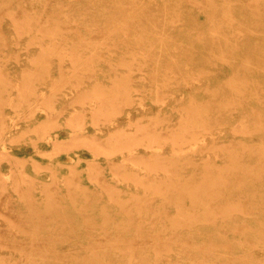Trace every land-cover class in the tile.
Returning a JSON list of instances; mask_svg holds the SVG:
<instances>
[{"label":"bare ground","instance_id":"6f19581e","mask_svg":"<svg viewBox=\"0 0 264 264\" xmlns=\"http://www.w3.org/2000/svg\"><path fill=\"white\" fill-rule=\"evenodd\" d=\"M90 1L92 0H47L46 6L43 7L40 5V0H15L13 1L14 4L20 7L12 12L14 16L12 15L13 19H11L14 20L15 17L14 22H16V19L19 20V24L15 23V26L22 31L31 32L33 30L48 29L52 31L51 33H54L59 30L61 32H71L77 29L79 34L77 38H75L76 36L74 38L79 39V41L74 45L67 46L68 36H65L56 45L45 46L41 51L43 55L49 56V53H57L59 54L58 57H69L71 60L75 59L78 64L83 65L87 62V59L93 60L99 54L100 44L97 36L92 34L94 31H90V34L86 33L77 26V21H94L98 19V15L101 13H109L108 8L115 3L117 6L115 16L119 22L114 25L118 30H114L118 33L112 38L110 37V40L105 44L106 46L112 44L116 46L118 44L117 40H124L123 43H119L128 46L131 35L133 33L137 34L138 42L136 44H139L141 48L130 52V55L132 53L131 63L137 62L140 65L144 63L146 58L159 60V58L170 57L177 53L182 56L180 60L183 58L186 60L200 58L204 64L212 56H221L225 62L234 54L237 55V51V65L233 62L232 69L235 68L236 70L232 82L237 85L233 87L232 84L231 87L230 84V89L231 95H233L232 98L239 105L234 111L219 120V123H226V125L216 131L212 123L214 121L212 115L216 108L221 107L213 101L209 104L206 102L200 103L193 95L196 91L192 90L189 92L188 98H186L187 94L184 92H182V94H185L184 96L178 93L166 102L163 101L161 104L150 108L145 115L154 112L158 114L151 115L150 122L141 125L139 132L136 134L127 135L123 133L122 135L118 131V135H116V132H112L117 130L118 127H122L121 125L114 130L111 129L112 135L110 138L103 139L101 143L106 147L116 148L108 150L109 153L121 151L123 159L120 163H114L115 160L108 156L111 159L110 162H113L115 169L125 176L128 182L126 186L132 185L130 180L132 179L134 186H141L147 190L144 193L137 190L131 192L130 195L123 196L119 188H110L109 199L114 200L113 207L117 205L126 211L129 210L130 213L116 216L109 210H105L106 212H102L103 214L97 212L96 209L103 203V200L96 198L98 195L95 182L100 179L104 183L103 185L107 184V181L100 176L101 164L98 162V156L96 155L99 152H107V148H97L94 151L95 162L87 169L89 180H94V184H91L92 187L87 182L88 178L86 181L82 178L81 170L78 169L76 164L69 170L64 185L70 190L68 193L72 197V202H66V200L60 198V193L57 190H53L49 192L48 199L52 203L55 202L57 208L45 211L40 206L32 205L31 198H25L29 205L27 211H25L27 217L37 215L41 219L40 223L45 222L50 226V229L59 228V230L51 233L47 232L48 228L39 229L40 226L38 225L33 228V231L31 230L32 232L24 229L20 234H16L21 237L14 236V239L10 242L6 241L9 240L8 237L11 232L7 230L0 231V249H7L11 252V256L19 257L16 261L4 257L3 262L5 264H264V79L261 80V78H264V0H193V4L189 6L177 3L174 9H169L166 6L161 7L158 2L162 0H96L95 9L89 5L79 7V5ZM30 2L33 4H30ZM220 4H223L222 9L214 7ZM209 6L214 9L210 13V21L213 22L211 28L215 31L214 38L211 37V41L206 40L208 36L203 30L210 22L196 18L191 20L194 31L192 28L184 26V24L174 25L171 29L166 30L171 37L169 35L165 37L166 35L162 36L161 34L162 37L158 38L159 40L156 39L157 42L155 40L149 42L150 47L144 46L146 42L143 40L149 37L147 34L153 32L155 28L151 30L144 29L140 26L141 23L138 24V22L151 16L154 11H157L156 18L160 19L171 13L169 12L171 10L173 14L171 21L183 16L184 12L187 13L191 10L196 12L199 9L207 10ZM9 10L11 11L12 8L9 7ZM75 11L77 12L74 13ZM7 14H9L8 11ZM109 21L105 20L106 26H109ZM94 23L97 24V21ZM158 23L155 22L156 25ZM101 24L103 23L101 22ZM98 30L100 29L98 28ZM188 30L196 35L193 36L194 38L185 48L181 46L175 52L174 44H168L167 46V44L162 43L166 38H172L175 35H177L175 38L182 43L187 37L186 35L190 34ZM111 33H108V35ZM227 37H231L229 41ZM6 38L4 37V39ZM177 39L175 43H177ZM219 42L221 45L217 47L216 43ZM91 44L95 45L91 54L82 52V47H89ZM124 54L127 55L126 52ZM139 56H143V58H140L143 60H140ZM47 59L49 60V58ZM47 59L45 57L46 61H48ZM33 60L37 61L38 59ZM39 60L43 61L40 58ZM180 60L174 58L171 65L178 64ZM48 62L50 63V61ZM120 62L123 65L127 61L125 62L122 58ZM131 63L130 65H133ZM37 64L39 65L38 62ZM219 66L216 69L222 75L231 71V68L224 64H219ZM83 68L81 67L82 70ZM35 70L40 72V69ZM1 73L4 72L0 64ZM170 73L173 74L172 77L175 76V71ZM44 74L40 72L41 76H44ZM40 75L33 74L30 76V81H36ZM168 75L170 74L165 72L164 77ZM78 76L75 73V77ZM130 78L127 74L118 79L122 82L125 81L120 85L125 93L128 92L129 86L126 85V82ZM28 79L29 75L26 79L27 83L23 84V87L20 86L21 90H25L26 96L32 92L27 91L30 90L28 87L32 83ZM208 79L203 78L200 79V83H196V80H199L198 77H189L188 88L191 87V82H194V85H196L195 90L209 89L212 87V83ZM78 80L80 79L78 78ZM212 80L214 81V79ZM102 85L98 82L93 85V90L90 92L81 93L89 96L93 95L91 97L96 98L100 96L103 99L101 109H105V105L107 107L110 104V109H107L108 115H115L112 112L117 111L119 106L122 107L131 102L126 99L127 101L123 102V105H121L122 102H118L120 105L117 106L118 99L116 98L119 96L120 89L116 90L114 94H110L106 92L107 89ZM15 86L19 87V85ZM5 88L7 87L5 86ZM1 89L3 88L0 84V93L2 94ZM31 89L34 91L33 87ZM34 93L37 92L34 91ZM222 93L221 98L226 95L225 92ZM23 94L24 92L21 95L24 96ZM53 96L47 97L44 93H41L42 100L45 99L46 102V104H43L47 105L49 103V107H46L50 109L47 111L46 116L48 118H61L63 110H59L56 106ZM211 97L212 100H218L219 95L214 94ZM17 98L20 99V97ZM13 100L10 99L11 104ZM94 104L95 102H92V108L95 107ZM19 105L21 106V103ZM171 105L176 107L178 114L181 116L180 126L178 125L177 128L170 127L171 121L166 125H162L164 122L169 121L170 116L168 114L161 115ZM2 111L0 112L1 117L4 116ZM121 111H117V113ZM235 111L240 114L241 123L234 124L237 122L233 117L237 114ZM35 112L29 110V116H34ZM132 120L133 118L130 116L128 122ZM249 121L250 123H248ZM71 122L72 129L69 130L67 139H63L64 137L60 134L55 135L51 132L52 124L49 123V120L41 123L39 129L41 127V130L45 132L42 142L55 144L62 139L64 140V142L61 141L63 142L62 150L67 146L70 147V144H67L69 139L83 138L85 142L90 144L96 143L95 140L87 141L90 138L88 135L91 133L83 131L82 127L80 128L78 124ZM251 123H254V127L248 126ZM230 128H233V131ZM207 129L209 134L201 132ZM211 139L219 142L216 143L218 145L213 146L214 149L212 150L216 158L211 157L210 153L205 151L207 142ZM168 140H171L173 144L170 153L164 150V147L166 148L164 144ZM237 140L247 142V153L242 154L237 149L235 146ZM42 142L35 146L38 153H40L41 146L44 145ZM124 148L128 149L124 151ZM143 148L146 150H142ZM127 152L135 156L132 158L144 160L147 164L132 166L134 161L131 157H128ZM0 153L4 157L12 154L5 150H0ZM258 153L263 155L262 158H256ZM2 161L1 159L0 163ZM226 161H231V165H228V163V166L226 164L222 165ZM188 167L190 168L188 169ZM185 169L192 171L191 176H186L184 171L181 172ZM201 169L203 170L202 176L198 174ZM23 171L24 168L20 165V168L17 167L14 174L15 185L19 189L24 184L36 181L30 178L24 180ZM227 173L236 174L237 177V185L230 189L224 184L226 179L223 180ZM161 176L163 178L160 179ZM1 178L3 179L1 184L3 188L4 183L9 180V176L8 178L1 176ZM43 182H46V180L39 178V183ZM54 182L57 183L56 180ZM80 193L86 197L83 203L79 201V197L75 196ZM2 194L0 193V218L5 216L10 218L13 225L22 217L18 213H12L10 202L2 200ZM188 195L191 197L187 200ZM63 204L66 211L61 212L58 207ZM81 212H84V217L80 214ZM50 214L53 216L52 220H49ZM31 233L33 234L32 239L22 238V236ZM260 244L261 246L258 248ZM260 250L263 251V254L259 253ZM262 260L263 262H261Z\"/></svg>","mask_w":264,"mask_h":264},{"label":"rangeland","instance_id":"374dc122","mask_svg":"<svg viewBox=\"0 0 264 264\" xmlns=\"http://www.w3.org/2000/svg\"><path fill=\"white\" fill-rule=\"evenodd\" d=\"M13 1L15 0H0V31H1L0 32V57H1L0 64L4 72L0 74V82H2L0 84L3 88L1 89L2 94L0 93V112L3 109L2 114L4 115L3 117L0 116L1 119L0 120V150L9 151L12 153L6 157L1 155L2 153H0V160L1 159L3 160L0 163V193H3L2 200H6L10 202V205L12 207L11 209L12 213H18L19 216H21L22 218L17 220L16 223L14 222L13 225H12V220L10 218L6 216L0 218V231L7 230L11 232V235L8 237L9 240H7L6 242H10L12 239H14V236L21 237L20 235H16V234H20L22 231H24V229L33 231V228H35L38 225L40 226L39 229L48 228L47 232H51V233L58 232L59 228L50 229V226H48V224H46L45 222L40 223L41 219L37 215L35 217L26 216L25 211H27V207L29 205L27 204L25 198L26 197L31 198L32 205L40 206V208H42L45 211L54 209L57 205L55 202L52 203L48 199L49 192L53 190L55 191L57 190L60 193V198L66 200V202L69 201L72 202L71 200L72 197L68 193V191L70 190L68 189V187L64 185V182L67 181L66 178L69 174V170H71V168L76 164V166H78V169L81 170L82 178H84V180L86 181L88 178L87 169L91 164L95 162L94 151L97 148H105V149L107 148V152L105 153L99 152V154H96L98 156L97 157L98 162L101 164L100 176L104 178L105 181H107L106 185H103L104 183L100 179H97V182H95L96 183L95 186H97V195H98L96 196V198L99 199L101 198V201L103 200L102 201L103 203H101L97 207L96 209L97 212L104 213L105 210L106 211L109 210L112 211V213L116 216L118 214L128 215L130 213L129 210L126 211L125 209L120 208L117 205L113 207L114 200L109 199L110 188L111 187L115 189L119 188L123 196L130 195V193L133 191L138 190L140 193H144V191L147 190H145L141 186L140 187L134 186L132 179H130L132 185L126 186L128 185L127 179L125 178V176L121 174L120 171H117V169H115L113 162L112 163L110 162L111 159L109 157H112V159L115 160L114 163H120L121 160L123 159V155L121 151H115L109 153L108 150L116 149V148L110 146L109 148L101 143L103 139L110 138V136L112 135L110 131L111 129L114 130L115 128H117V126L121 125L122 127H118L117 130H114L112 132H116V135H118L117 134L118 131H119L118 133L122 135L123 133L127 135L136 134L139 132L141 125L149 123L151 117L158 114L157 112H154L152 114L145 115V113L150 108L161 104L163 101L166 102L173 95H176L178 93H180V95L182 96L187 94L186 98H188L189 92L192 90L196 91L194 92L193 95L200 103L206 102L207 104H209L213 101L215 104L221 107V108H216L212 115V119H214L212 123L214 124V128L216 131H218L219 128L221 127H225L226 125V123L224 124L219 123V120H222L226 115L234 111L237 108V105H239L238 102L235 101L234 98H232L233 95H231V89H230L233 84L232 77L236 73L235 68L234 70L232 69L234 63H236L237 65L236 62L238 58L237 51H236L237 55L234 54L225 62L222 60L221 56H212L211 59L207 60L206 63H204L205 65L202 63L200 58H193L187 60L183 58L182 60H180L182 56L179 53H177L176 55L174 54L170 57L159 58V60L157 59L150 60V58H146V60H144V63L140 65L137 62L131 63L130 58L132 56V53L130 55V52H132V50L141 48L139 44H136L138 42L137 34L133 33L131 35V37L129 38L128 46L119 43V42L123 43L124 40H117L118 41V44L116 45L117 47L113 44L110 46H106L105 44L107 41L110 40V37L112 38L118 33V31L114 30V29L118 30V28L114 25L117 22H119L117 21V17L115 16L116 14L115 10L117 6L114 3L113 6L108 8L109 13L107 14L101 13L100 15H98V19H95L94 21L93 20L81 21V22L77 21L78 22L77 26L86 33L90 34L91 33L90 31H94L95 33L93 32L92 34L97 36L98 42L100 44L98 48L99 54H97L93 60L87 59L86 61L88 62V64L87 62H85L82 65V64H78L76 62L77 60L75 59L74 61L71 60L69 57L63 58V56L61 55H60L61 57H58L59 54L57 53H49L50 54L49 56L46 54L43 55L41 51L42 48L45 46L56 45V43L63 40L65 36H68L66 42L67 46L74 45L79 41V39H75L79 34L77 32V29L71 32L70 31L61 32L59 30L54 33H51L52 31L48 29L39 30V31L33 30L31 32L22 31L21 29L19 30L15 26V23L19 24V20L16 19V22H14L15 17L14 20H12L13 19L12 17L14 16L12 12L17 10L20 6L18 7L16 4H14ZM184 1L162 0L159 1L158 4L161 5V7L166 6L169 9H174L177 3L180 4L182 3L187 6L193 4V0H186L185 2ZM46 2L47 0H40V5L44 7L46 6L45 4ZM30 4L33 3L30 2ZM95 4H96V0H92L88 3H84L83 5H79V7L89 5V6H93V8L95 9L96 8ZM9 7L12 8L11 11L9 10ZM214 7H217L216 9H218L219 7L220 9H222L223 4L216 5ZM211 10L214 9L213 7L211 8L209 6L207 10L199 9L196 12H192L194 10H191L190 12L187 11V13L184 12L185 14L179 18L174 17L175 18V20L173 19L174 21L173 20L170 21V19H172L173 17L171 10H169V12L171 13L166 14L164 17H161L160 19L156 18L155 15L157 11H154L151 16L138 22V24L141 23L140 26L143 27L144 29L146 28L151 30L152 28H155L153 32L149 31L150 33L147 34L150 38L146 37L143 40L144 42H146L144 43V46L150 47L149 45L150 41L155 40V42H157L156 39L159 40L158 38L162 37L163 35L164 36L166 35L165 37H167V35H169V32L166 30L171 29V27H173L174 25L179 26L181 24H184V26L189 27L190 29L192 28L194 31V28L192 27L191 24L192 23L191 20H194L196 18H199L202 21L204 19L205 22L206 21L210 22V24L208 26L206 25L203 30L206 32V36L209 37V38L206 37V40L208 39L209 41H211V37H213L215 33V31L211 28L213 24V22L211 23L210 21ZM7 11L9 14H7ZM76 12L77 11H75L74 13ZM102 12H106V11H102ZM110 19L112 20L109 21ZM105 20L109 21V26L108 25L106 26ZM95 21H97V24L94 23ZM101 22L103 24H101ZM155 22H159L158 25H156ZM98 28L100 30H98ZM110 30H113L114 32ZM44 32L46 33V35ZM107 32L108 33L113 32V33L108 35ZM188 32L190 34H187L186 35L187 37H185V39L187 40L184 39L182 43L179 39L175 38L177 37V35H175V37L172 38H166V40L162 41V43L165 45L167 44V46L168 44L170 45L174 44V50L176 52V50L180 49L181 46H184V48L188 46L189 42L192 40V38H194L193 36L196 35L191 30H188ZM48 33L50 34L51 38L49 37ZM51 34L53 35L51 36ZM55 34L56 36L53 37ZM161 34L162 36H160ZM74 36L76 37L74 38ZM4 37L7 38L4 39ZM230 38L231 37H227V40L229 41ZM176 39H177V43H175ZM223 42H225V40H223ZM220 45H221L220 42L218 44L216 43L217 47H220ZM93 46L95 45L91 44L89 47H84L85 50L83 47L81 48V50H83L82 52H84L85 54H91L94 51ZM124 51L126 52L127 55L124 54L125 53ZM45 57L46 59L49 58V60L48 59L47 60L50 61V63L45 60ZM39 58L42 59L43 61L45 60L44 63L43 61L39 60ZM122 58H124L125 62L127 61L123 65L120 62ZM138 58L139 59L143 58V56H139ZM174 58H178L181 61V63L179 61L178 64L171 65L173 63L172 61L174 60ZM33 59H38V60L34 61ZM37 62L39 63V65L37 64ZM187 62H189V64H187ZM130 63L133 65H130ZM6 64L7 66H5ZM219 64H224L225 66L231 68V71L229 73L226 72L225 74L222 75L221 72L217 71L216 69L220 67ZM84 65L85 67L83 68ZM103 66L105 67V69ZM81 67L83 68V70L81 69ZM35 69H40V72H43V74L45 72L44 76H41L42 74L40 75V72ZM173 71H175L174 77H172L171 75L173 74L170 73ZM37 72H39V74H37ZM165 72L169 73L170 75L164 77ZM75 73L76 76L80 75L81 77L80 76L75 77ZM33 74L40 75V77H37L38 79H36V81L34 80V82L30 81V76H32ZM127 74L128 77L131 78L128 80V82H126V85L129 86V89L127 90L128 92L125 93L122 91L120 87V85H122L125 81L122 82V80H118V79H120L122 76H126ZM23 75H24L23 78L25 79L24 83H23L24 79L22 78ZM28 75H29L28 81L32 83H30V87H28V89L30 90L27 91H32L33 93L31 92L29 95L26 96L25 90L24 89L21 90L20 86L23 87V84L27 83L26 79L28 78ZM60 75L62 76V78ZM194 76L199 78V80H196L197 81L196 83H200V79L209 78L208 81L209 80L211 81L212 87H210L209 89L204 88L202 90H195L194 88L196 85H194V82H191V87L188 88V82H190L188 78ZM78 78L80 80H78ZM212 79H214V81ZM263 79L264 78H261V80ZM98 82L101 85L103 84L102 86H104L107 89L106 92H109L110 94H114L116 90L120 89L119 96L118 98H116L118 99L117 103L122 102L121 105H123L124 104L123 102L127 101L126 99H128V101L131 102L126 103L122 107L119 106L120 104L118 103L117 106H119V108L116 109L117 111H121V110L122 111L117 113V111L115 110V112H112L115 113V115L113 114L108 115L107 109H110L111 107L110 104L107 105L108 108L105 105V109H101L103 99L100 96L99 98H96V97H91L93 95L89 96L83 94L85 91L90 92L91 90H93V85L97 84ZM4 85L7 88L4 89L5 87ZM15 85H19V87H16ZM235 85L237 84H233V87ZM32 87L34 88V91L37 93H34V91L31 89ZM22 92H24L23 94L24 96L21 95ZM182 92H184L185 94L184 93L182 94ZM222 92H225L226 94L225 97L223 98H221ZM41 93H44L47 97H49L50 95H54L52 98L54 99L56 106L59 108V110H63V114L61 118L58 117L48 118L46 116L47 111L50 109L47 108L49 107V103L45 105L46 102L45 99L42 100ZM214 94L219 95L218 100H212L211 96ZM15 95L16 97H14ZM17 97H20V99ZM10 99H14L13 100L14 104L10 103ZM92 102H95L94 108H92ZM20 103L21 106L19 105ZM29 110L36 111L35 112L36 114L34 116H29L28 113ZM235 113L237 114H235L233 117L234 120H236L237 122H235L234 124L241 123V119H239L240 114L238 113V111H235ZM165 114H168L170 116V119L169 121L164 122L162 125H166L168 122L171 121L170 124L171 128H177L178 125L180 126L179 120L181 116L178 114L176 107H173L172 105L169 106L167 109H165L163 115L161 116H164ZM130 116L133 118V120L131 122H128V118ZM18 118L20 119L17 121ZM46 120H49V123L52 124L50 128L51 132L55 135L56 134L62 135L64 137L63 139H67L66 137L69 135V130L72 129V125L70 124V122L72 121L71 123L74 124L76 123L80 128L82 127L83 131L91 133L90 135H88V137L90 138L87 139V141L95 140L94 142L96 143L90 144L88 142H85L83 138H79L75 140L69 139L67 140V144H70V147L69 146L65 147V149L67 148L69 149L62 150L61 146L63 145L64 142V140L62 139L59 142L57 141L55 144H51V143L48 144L46 143V141L42 142L43 134L45 132L41 130V127L39 129V126H41V123L45 122ZM248 123H250V121ZM248 126L254 127V123H251ZM230 130L233 131V128H230ZM207 131L208 129L201 132L202 133L206 132L207 134H209ZM40 142H42V144L44 143V145L41 146L40 153H38L36 151L35 146L38 145ZM217 142H218L217 140L211 139L207 142V146L205 148V151L207 153H210V156L213 158H216L212 150L216 145H218L216 144ZM246 143L247 142H243L240 140H237L235 143V146L237 147V149L241 151L242 154L248 152V145ZM210 145L212 148L210 147ZM164 146H166V148L164 147V150H167L168 153L172 151L173 144L171 140H168V142L165 143ZM126 149L128 148H124V151ZM144 149L145 148H143L142 150ZM128 155H129L128 157L131 158L135 157L133 155H130L129 153ZM262 156L263 155L261 153H258L256 155V158L257 157L262 158ZM246 157L249 158L248 155H246ZM132 161H134L132 166H136V165L142 166L147 164L146 161L139 160L138 158H132ZM227 163L228 165H231V161L223 162L222 165L225 164L227 165ZM20 165L21 167L24 168V171L22 173L23 179L25 178L24 180H28L29 178L32 180H36L32 183L29 182L28 184H24V186L21 189H19V187L15 185V177H14L17 167L20 168ZM189 168L190 167H188V169ZM183 171L185 172L186 176H191L192 174L191 170H187V169L181 170V172ZM202 171L203 170L201 169V171L198 173L201 176H202ZM163 174L164 171L162 172V176ZM1 176L7 178L9 176V180L7 181V183H4L3 188L1 187L3 186L1 185L3 182ZM38 176L39 178L45 179L46 182L39 183ZM162 176L160 177V179L163 178ZM225 177L223 179V180L226 179V182L224 184L227 185L229 189L233 188L234 185H237L236 174L227 173ZM111 179H115V180H111ZM54 180H56L58 184L54 182ZM87 182L90 184V187H92L91 184H94V180H89V178ZM75 196L79 197L78 199L82 203L83 200H86V197H84L83 194L81 195V193ZM190 197L191 196L188 195L186 199L188 200ZM58 208L61 209V212L66 211V207H64V204L59 206ZM80 214L84 217V212H81ZM52 217H53L52 214H50L49 220H52ZM22 238L30 240L33 238V234L32 233L27 234L25 236H22ZM260 246L261 244L258 246V248ZM259 253L263 254V251L260 250ZM225 255L229 256L228 254ZM4 257L10 258L15 261L19 259V257L16 258L15 256H11V252L9 250L0 249V264H5L3 262ZM261 262H263V260Z\"/></svg>","mask_w":264,"mask_h":264}]
</instances>
